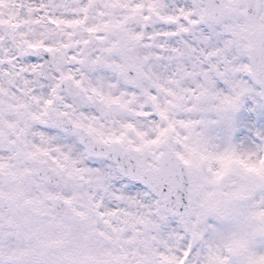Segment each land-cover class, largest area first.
Returning <instances> with one entry per match:
<instances>
[{
  "label": "snow or ice",
  "instance_id": "snow-or-ice-1",
  "mask_svg": "<svg viewBox=\"0 0 264 264\" xmlns=\"http://www.w3.org/2000/svg\"><path fill=\"white\" fill-rule=\"evenodd\" d=\"M0 264H264V0H0Z\"/></svg>",
  "mask_w": 264,
  "mask_h": 264
}]
</instances>
